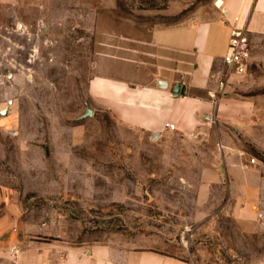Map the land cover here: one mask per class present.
<instances>
[{"label": "rangeland", "instance_id": "rangeland-1", "mask_svg": "<svg viewBox=\"0 0 264 264\" xmlns=\"http://www.w3.org/2000/svg\"><path fill=\"white\" fill-rule=\"evenodd\" d=\"M174 5L0 0V109L8 107L0 264H132L143 251L188 264H264V226L242 233L220 212L197 220L200 176L184 143L132 129L89 96L101 52L135 29L185 21L191 7ZM259 99L249 124L222 129L263 182L252 211L264 212V93Z\"/></svg>", "mask_w": 264, "mask_h": 264}, {"label": "crops", "instance_id": "crops-1", "mask_svg": "<svg viewBox=\"0 0 264 264\" xmlns=\"http://www.w3.org/2000/svg\"><path fill=\"white\" fill-rule=\"evenodd\" d=\"M183 5L191 7L185 21L135 29L112 41L111 52H101L100 73L90 79L88 93L126 126L186 145L184 157L194 158L200 176L197 205L205 207L197 220L225 213L240 232L257 234L264 212L252 211V204L255 185L263 182L254 181L238 143L222 128L249 124L264 93V0H175L174 10ZM235 28L249 38V67L220 87L222 58ZM132 264L188 263L143 251Z\"/></svg>", "mask_w": 264, "mask_h": 264}, {"label": "built area", "instance_id": "built-area-1", "mask_svg": "<svg viewBox=\"0 0 264 264\" xmlns=\"http://www.w3.org/2000/svg\"><path fill=\"white\" fill-rule=\"evenodd\" d=\"M250 57V41L245 30L243 28L233 29L228 49L222 58L224 70L219 75L220 87L227 83L230 74H245L249 67ZM165 128L172 131L175 126L171 123H166ZM8 253L12 258H15L19 253V249L15 245H10Z\"/></svg>", "mask_w": 264, "mask_h": 264}, {"label": "water", "instance_id": "water-1", "mask_svg": "<svg viewBox=\"0 0 264 264\" xmlns=\"http://www.w3.org/2000/svg\"><path fill=\"white\" fill-rule=\"evenodd\" d=\"M8 103L10 104V103H12V101L9 100ZM7 112H8V107L0 109V117L5 116L7 114ZM91 115H92L91 110L90 109H86L83 117H89Z\"/></svg>", "mask_w": 264, "mask_h": 264}]
</instances>
